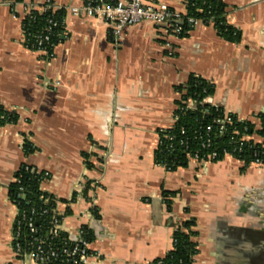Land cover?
<instances>
[{"label": "crops", "instance_id": "0c3cea01", "mask_svg": "<svg viewBox=\"0 0 264 264\" xmlns=\"http://www.w3.org/2000/svg\"><path fill=\"white\" fill-rule=\"evenodd\" d=\"M10 1L0 2V101L18 120L0 127V264H27L14 252L18 206L9 196L24 164L50 172L41 189L56 197L70 238L84 225L92 230L87 264H150L189 218L198 243L192 264H264V163L226 155L169 170L155 160L158 130L174 123L178 86L191 74L214 86L207 103L261 128L264 0H224L238 42L213 24L175 37L144 22L116 47L102 18L67 12L68 35L51 58L26 45L22 26L25 5L46 0ZM155 1L186 10L185 0ZM26 140L34 151L25 152Z\"/></svg>", "mask_w": 264, "mask_h": 264}, {"label": "trees", "instance_id": "16d2710c", "mask_svg": "<svg viewBox=\"0 0 264 264\" xmlns=\"http://www.w3.org/2000/svg\"><path fill=\"white\" fill-rule=\"evenodd\" d=\"M110 1L114 2L116 0ZM185 2L189 16L201 17L205 22L208 18L213 17L214 26L220 35L229 41L238 42L240 40V30L227 20L224 0H185ZM34 16L36 17L35 20H32L31 17H25L23 21L27 28V44L29 46L34 41V33L48 24V18L58 21V25L53 26V33L48 45L51 50L50 44L57 45L64 39L60 33L65 11L35 12ZM178 90L181 92L182 97L178 101V108L175 111V122L168 128L158 130L161 142L155 150L157 163L163 164L169 170H174L180 166H187L190 157L196 154L199 161H202L208 159V155L213 152H216V156L211 161L221 160L226 156V153H231L233 156L242 159L246 165L256 160L264 163V147L261 144L246 141L243 145H239L238 135L233 134L235 129H238L242 134H252L254 132L264 134L262 128L256 129L254 123L240 119L234 113L229 114L231 121H226L223 132H220L219 127L213 124L214 119L217 116H223L225 110L205 101V98L214 92V86L210 82L200 76L191 74L186 83L178 86ZM190 98L195 102L194 108L186 107L187 100ZM261 117L264 123V115H261ZM17 120L18 114L6 109L0 101V127L8 123H15ZM210 124H213V126L208 131L207 126ZM207 138H210V141L203 146V142ZM24 150L26 153L34 151L30 141H25ZM87 165L89 168L94 166L89 161ZM44 173L45 171H38L33 165H22L15 174L16 180L9 186V196L21 211L36 207V222L42 226L44 233L49 235L54 216L53 209L57 200L53 194L41 189ZM91 182V180H87L83 191L84 196L88 195L92 186ZM21 187H23V190H21ZM169 194L166 191L164 192L166 197ZM24 195H26L25 198H23ZM166 201L170 208L171 200L166 199ZM42 208H48V213L40 214ZM95 210L93 208L94 213ZM60 221L62 222V219ZM194 226V218H189L178 225L174 231L172 249L164 257L152 260L150 264H192L193 255L198 252V243L194 240L197 231L193 229ZM82 229V237L91 242L94 238L92 230L86 225ZM59 235L58 238L65 237L71 240L68 233L63 229H60ZM49 264H63V262L58 260Z\"/></svg>", "mask_w": 264, "mask_h": 264}, {"label": "built area", "instance_id": "2783aa9c", "mask_svg": "<svg viewBox=\"0 0 264 264\" xmlns=\"http://www.w3.org/2000/svg\"><path fill=\"white\" fill-rule=\"evenodd\" d=\"M15 1L17 2L19 0ZM0 2L9 3L10 5L13 4L10 0H2ZM184 5L186 6L185 11L172 8L164 1L155 0H116L114 2L110 0H83L81 6L59 5L52 0H46L41 6L35 4L25 5L24 13L26 17H31L32 20H35V12L65 11V16L61 22L62 30L60 33L63 38L68 35L65 25L67 12L74 15L85 13L90 16L100 17L110 25L113 42L116 47H119L125 38L126 29L134 24L151 22L168 36L175 37L182 36V33L198 26L200 23L214 25L213 17L208 18L205 22L201 17L189 16L187 14L186 2H184ZM47 22V25L34 33V41L30 46L27 44V28L24 23L22 26L25 42L29 48L41 52L46 58H51L54 56V48L56 45L50 44L51 50L48 48V45L50 43L51 34L53 33V26L58 25V21L48 18ZM166 46L170 54H172L174 50L172 42L167 41ZM186 107L194 108L195 102L191 98L188 99ZM12 112L16 113L15 111ZM229 114V112L224 111L223 116H217L214 119L213 124L219 127L220 132L224 131L226 121H231ZM213 124L207 126L208 131L212 129ZM261 128L264 130L263 121ZM233 134L238 135L237 140L239 141V145H243L246 141H253V143L261 144L264 147V134L256 132L252 134H242L238 129H235ZM256 137H259V142L256 141ZM208 141H210V138H207V140L203 142V146L207 145ZM160 142L159 140V144ZM226 155L232 154L226 153ZM215 156L216 152L210 153L208 159L202 161H211ZM190 159L199 160L197 154L190 157ZM254 162L263 163L260 160ZM49 177L50 172L45 171L43 180ZM21 190H23V187H21ZM48 211V208H42L40 209V214L48 213ZM53 211L54 216L51 223L50 234L48 235L44 233L42 226L38 225L36 222V207L23 211L18 208V215L14 222L13 229V247L15 254L18 258L27 261V264H49L58 260H61L63 264H87L93 253L90 250V242L82 237L83 229L81 228L80 237L78 239L70 238L71 240H68L65 237L58 238L60 236V220L62 218L60 219V215H58L55 208Z\"/></svg>", "mask_w": 264, "mask_h": 264}, {"label": "water", "instance_id": "95a60500", "mask_svg": "<svg viewBox=\"0 0 264 264\" xmlns=\"http://www.w3.org/2000/svg\"><path fill=\"white\" fill-rule=\"evenodd\" d=\"M25 197H26V195L23 196V198H25Z\"/></svg>", "mask_w": 264, "mask_h": 264}]
</instances>
